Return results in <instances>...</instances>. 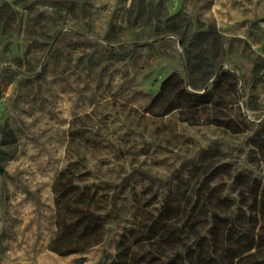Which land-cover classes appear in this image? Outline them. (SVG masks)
Listing matches in <instances>:
<instances>
[{"label":"rangeland","instance_id":"374dc122","mask_svg":"<svg viewBox=\"0 0 264 264\" xmlns=\"http://www.w3.org/2000/svg\"><path fill=\"white\" fill-rule=\"evenodd\" d=\"M0 0V264H110L145 204L181 176L227 164L264 179L250 145L264 123V0ZM215 26L219 64L239 77L233 114L248 130L145 112L173 72L186 78L188 38ZM176 29H178L177 32ZM15 142L6 145L3 132ZM71 168L106 196L110 229L85 253L59 256L53 186ZM224 183L231 192L228 175ZM235 196V195H234Z\"/></svg>","mask_w":264,"mask_h":264},{"label":"trees","instance_id":"16d2710c","mask_svg":"<svg viewBox=\"0 0 264 264\" xmlns=\"http://www.w3.org/2000/svg\"><path fill=\"white\" fill-rule=\"evenodd\" d=\"M151 4L140 0L137 19ZM188 30L181 37L187 77L178 72L166 77L145 112L155 117L178 112L182 122L193 126L247 132L246 120L233 114L240 100L239 77L219 64L218 29L209 26L190 39ZM3 136L6 145L16 141L11 130ZM250 145L264 171V123ZM195 170L194 184L179 176L158 207L145 204L134 226L120 235L110 264H264V179L241 172L232 176L227 164H202ZM227 175L231 192L224 183L216 185ZM76 181L69 167L53 186L57 235L49 249L59 256L85 253L104 243L110 232L102 208L107 197Z\"/></svg>","mask_w":264,"mask_h":264}]
</instances>
